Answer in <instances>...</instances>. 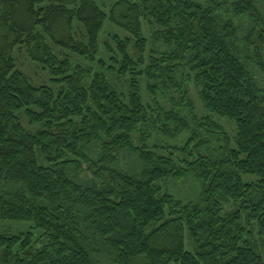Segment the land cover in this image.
Returning <instances> with one entry per match:
<instances>
[{"label": "trees", "instance_id": "obj_1", "mask_svg": "<svg viewBox=\"0 0 264 264\" xmlns=\"http://www.w3.org/2000/svg\"><path fill=\"white\" fill-rule=\"evenodd\" d=\"M109 1L0 0V264H264V3Z\"/></svg>", "mask_w": 264, "mask_h": 264}, {"label": "rangeland", "instance_id": "obj_2", "mask_svg": "<svg viewBox=\"0 0 264 264\" xmlns=\"http://www.w3.org/2000/svg\"><path fill=\"white\" fill-rule=\"evenodd\" d=\"M96 2L100 5L107 4L106 9H108V4L110 3L109 0H96ZM261 2L264 3V0H261ZM145 31H146V34L149 36V30H147L145 28ZM108 32L109 33L116 32V33H119L120 35H124V32H122V30H120L118 27H116L115 25H113L110 22H107L105 25L104 31L101 35L102 40L105 38V34ZM20 63L22 64L21 65L22 71L28 76V78L30 79V81L34 85H40V84L48 83V75L45 72L41 71L40 66L37 63H34L33 61H31L27 57H22V56L20 57ZM110 78L113 81V83H115L117 85V87L119 89L125 90L126 87L123 85V83L118 81V79L116 77H114L113 75H110ZM189 90H190V94L193 98V101L195 103V106L197 108V112H198V114H201L202 113L201 104H200V101L198 99L196 90L192 84L189 85ZM143 97L145 98V101L148 100V95L146 93L145 88L143 89ZM223 123L226 126V130L228 132L232 133L234 130L233 126L230 125L229 123H226V122H223ZM122 159L123 160L121 161L119 166L124 171L130 172L132 170L134 164L136 163L134 158H129L128 156H126V159H125V157L123 156ZM184 184L185 185L182 184V186H181L182 188H181L180 193L184 197L193 198L195 196V194L198 192L197 191L198 188L193 187L191 181L185 182ZM184 189L186 191H184ZM185 192H187V193L185 194ZM29 226H30V224L26 223V222L0 221V234L7 232V231L16 232V231H20V230H28Z\"/></svg>", "mask_w": 264, "mask_h": 264}]
</instances>
